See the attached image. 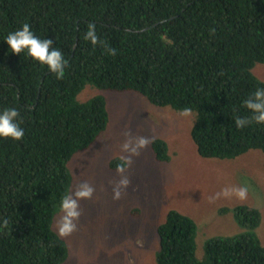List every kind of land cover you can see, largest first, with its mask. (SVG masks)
Instances as JSON below:
<instances>
[{"label":"trees","instance_id":"obj_1","mask_svg":"<svg viewBox=\"0 0 264 264\" xmlns=\"http://www.w3.org/2000/svg\"><path fill=\"white\" fill-rule=\"evenodd\" d=\"M25 23L62 51L68 62L63 78L26 52H10L4 38ZM89 24L102 43L83 38ZM260 65L264 0H0V110L16 108L25 132L19 141L0 138V264H63L68 258L53 222L61 198L71 192L69 163L110 121L103 95L80 102L87 85L140 93L180 114L190 109L199 156L233 161L264 153V124L235 123L237 117L251 120L244 102L264 88L254 74ZM152 148L160 163L170 162L166 141L155 140ZM126 166L120 159L110 163L113 171ZM230 211L223 207L220 214ZM234 217L243 231L210 239L199 259L196 222L170 210L158 227L157 264H264L256 232L261 212L239 205Z\"/></svg>","mask_w":264,"mask_h":264},{"label":"rangeland","instance_id":"obj_2","mask_svg":"<svg viewBox=\"0 0 264 264\" xmlns=\"http://www.w3.org/2000/svg\"><path fill=\"white\" fill-rule=\"evenodd\" d=\"M254 74L264 82V65L256 67ZM84 90L81 103L85 96L89 100L96 95L106 98L110 121L96 142L69 163L74 173L71 192L82 182L95 191L91 198L79 201L81 215L71 235L62 237L56 230L61 211L54 219L53 230L68 247L63 264H157L158 227L170 210L185 213L196 222L199 259L210 239L243 231L234 217L239 205L261 212L262 223L256 232L264 246V153L252 151L233 161L204 159L191 136L192 114L158 108L140 93L105 92L91 85ZM138 137L149 141L138 154L123 150L127 140ZM155 140L169 144L170 162L156 159ZM115 158L125 161L126 168L110 169ZM122 178L129 184L120 188L121 196L116 199L114 189ZM242 186L248 189L245 200L222 194L224 189ZM223 207L231 211L221 215Z\"/></svg>","mask_w":264,"mask_h":264},{"label":"clouds","instance_id":"obj_3","mask_svg":"<svg viewBox=\"0 0 264 264\" xmlns=\"http://www.w3.org/2000/svg\"><path fill=\"white\" fill-rule=\"evenodd\" d=\"M83 38L90 41L93 45L102 43L97 35L95 24L88 25ZM4 42L7 43L12 54L20 55L26 52L34 61L42 66L46 65L48 70L58 79L64 77L68 62L62 51L54 47L52 39H42L35 35L29 24L25 23L21 28L9 32L4 38ZM106 51L113 56L116 54L114 48L109 47ZM244 103L252 111L253 115L251 120L237 117L235 121L236 126L238 128H244L253 120L256 124H264V88H257ZM190 111V109H184L183 114L188 115ZM19 118L20 114L16 108L9 107L0 110V138H11L12 140L19 141L24 137L25 132L20 125ZM148 142L146 137L130 138L122 147L124 151L130 152L131 154H138L139 149L146 147ZM118 170L122 171V169ZM128 184L129 180L122 178L119 185L114 189V198L119 199L121 196L120 188L126 187ZM94 191L95 189L88 182H82L74 192H69L61 198L60 210L62 215L56 223V230L60 236H69L77 229V223L81 215L79 201L81 199L91 198ZM222 194L224 196L235 195L238 199L245 200L248 189L243 186L224 189ZM219 195L221 193L217 194V196Z\"/></svg>","mask_w":264,"mask_h":264}]
</instances>
